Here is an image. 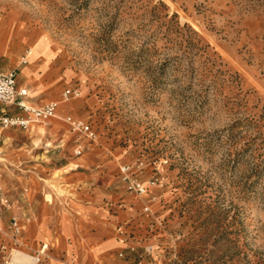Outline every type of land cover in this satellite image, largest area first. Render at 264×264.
Listing matches in <instances>:
<instances>
[{
    "label": "rangeland",
    "instance_id": "rangeland-1",
    "mask_svg": "<svg viewBox=\"0 0 264 264\" xmlns=\"http://www.w3.org/2000/svg\"><path fill=\"white\" fill-rule=\"evenodd\" d=\"M2 30L1 51L12 34L11 45L24 43L22 54L31 49V72L52 58L57 83L45 93L58 95L45 103L60 101L66 88L79 94L47 122L8 128L0 151V264L13 251L29 255L32 244L24 235L27 247L12 243L11 217L30 220L26 234L46 231L28 218L42 202L59 222L50 227L53 241L38 237L67 255L53 252L44 264L91 262L62 219L78 194L57 192L66 184L56 169L71 156L60 140L71 133L73 150L90 144L99 160L126 157L111 174L116 184L121 166L142 162L141 181L158 208L144 199L154 221L143 217L141 264H264V0H0ZM67 116L90 124L95 139L72 130ZM58 125L66 128L52 144L46 131ZM99 160L93 171L103 168ZM117 258L137 264L124 253Z\"/></svg>",
    "mask_w": 264,
    "mask_h": 264
},
{
    "label": "crops",
    "instance_id": "crops-1",
    "mask_svg": "<svg viewBox=\"0 0 264 264\" xmlns=\"http://www.w3.org/2000/svg\"><path fill=\"white\" fill-rule=\"evenodd\" d=\"M0 32L1 38L3 30ZM12 37H14L13 34L9 37L4 51H1L0 48V57H4V60L0 63V69L4 72L15 69L17 73V85L26 87L28 91H31V95L28 94L27 99L36 105H42L48 99L58 95L55 90H50L45 93V90L57 83V74L49 66L52 58L47 62V65L43 56L35 57L34 59L43 58L44 62L39 72H31L28 66H26L29 61L27 54L26 63H22L20 59L16 63V57L19 55V58H21L24 54L21 53L24 43L17 39L11 45ZM52 93L54 95H51ZM68 106L61 107L58 112L59 115ZM14 113H16L14 107L0 104V117L4 114ZM8 128L0 124V151L2 147L8 144L10 137ZM65 128L66 126L64 125L48 127L47 133L45 132L48 135L46 140L52 143L54 133ZM38 132L41 131L38 130ZM74 135L75 133H71L65 139L60 140L62 151L69 148L67 156H71L60 166L61 168L56 169L55 178L63 179L66 187L64 189L59 188L55 185L56 180L53 181V184L57 186L56 190L59 188L60 191L57 192L60 195H63V192L66 190V192L74 191L78 194L75 197H71L68 204L66 203V206L63 205L66 213L62 215L63 221L70 226V230L74 236L75 247L82 254L84 252L88 253L91 257L89 264H125V261L121 258H117L118 260L115 259L116 254L121 257L123 253L130 257V261H136L137 264H141L142 260L140 261V257L143 256L144 252H142L140 246L142 242L140 240L144 237L143 232L146 231L145 226L142 224L143 217L147 215L150 221H154L152 217L148 216L149 208L142 204L146 198L151 203L152 208L157 209L158 202L152 201L156 198H152L153 193L150 192L146 194H133L123 182L120 183L118 181L119 184L115 183L116 181L113 180L114 175L111 174L118 167V161L120 163L126 160L125 156L115 154L109 160H99L98 147L90 144H76L77 148L73 150L74 144L72 142ZM88 142L90 143L91 141L88 140ZM78 150L79 153L76 152ZM98 160L102 162L103 168L93 171L91 167ZM72 161L76 163V167L70 171H66ZM29 189L32 192L30 195L31 198L35 191L34 183L29 186ZM27 197L29 198L28 195ZM53 204L54 206L59 205L56 202ZM35 210L36 212L34 214L32 213L28 218L37 217L40 222L45 224L46 231L44 232L38 228L36 233L29 235L26 234L21 223L22 235H24V238L23 236L22 238L32 241V244L29 246L30 249L38 247L39 243H45L47 245L48 257H52L51 254L53 252H62L67 257L63 249L53 246L54 244L51 245L49 242L38 237V234H44L53 241L54 234L50 232V227L53 231L56 229V225L59 222V215L55 213L53 208H46L43 202ZM43 210H45V213H43ZM127 228H131L134 236L127 233ZM80 262L81 260L73 263L81 264ZM63 263L61 262L60 264Z\"/></svg>",
    "mask_w": 264,
    "mask_h": 264
},
{
    "label": "built area",
    "instance_id": "built-area-1",
    "mask_svg": "<svg viewBox=\"0 0 264 264\" xmlns=\"http://www.w3.org/2000/svg\"><path fill=\"white\" fill-rule=\"evenodd\" d=\"M22 63H26V54L20 58ZM16 70L4 72L0 69V104L4 106L14 107L16 113L4 114L0 117V124L3 127H18L21 129H30L34 123H43L51 117L57 110L58 104L55 101H48L42 105H33L28 99V89L18 86L16 80ZM78 89L75 87L66 88L62 92L63 99L67 100L71 97L78 96ZM69 127L84 135L88 140H93L96 137L95 131L87 122L66 117ZM79 153V150L76 151ZM142 162L136 161L134 164H125L120 167L121 180L126 184L129 191L136 194H145L147 187L141 181ZM12 243L17 247H27L22 239V224L15 217L10 220ZM29 256L30 264H42L48 257L47 245L39 243V246L30 249Z\"/></svg>",
    "mask_w": 264,
    "mask_h": 264
},
{
    "label": "bare ground",
    "instance_id": "bare-ground-1",
    "mask_svg": "<svg viewBox=\"0 0 264 264\" xmlns=\"http://www.w3.org/2000/svg\"><path fill=\"white\" fill-rule=\"evenodd\" d=\"M31 52H32L31 49L27 50V57L28 58L30 57ZM28 94L30 95L29 91H28ZM67 101L68 100H65V99L61 98L60 101H55V102L60 107V105L62 103H67ZM59 107L57 108L56 112L51 117H49L47 120H45V122H47L48 120H50V119H52V118H54L56 116ZM65 121H66V119H65ZM66 123H67V121H66ZM29 223H30V220L26 219L24 224H23V227L25 225H28ZM30 262H31V258H30V256L28 254L22 253L20 251H13V254H12V257H11V261H10L9 264H30ZM42 264H44V262Z\"/></svg>",
    "mask_w": 264,
    "mask_h": 264
}]
</instances>
